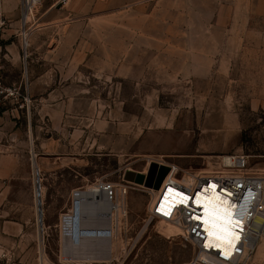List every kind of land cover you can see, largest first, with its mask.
I'll use <instances>...</instances> for the list:
<instances>
[{"label":"rangeland","instance_id":"1","mask_svg":"<svg viewBox=\"0 0 264 264\" xmlns=\"http://www.w3.org/2000/svg\"><path fill=\"white\" fill-rule=\"evenodd\" d=\"M0 17L23 63L4 84L18 94L0 106L20 214L29 194L35 214L36 167L44 191L43 222L36 207L30 225L32 264L102 260L64 259L61 222L74 191L100 182L128 186L127 243L119 234L114 259L189 260L190 247L162 235L159 221L138 239L152 188L125 174H147L152 163L179 177L213 172L222 156L245 154L264 175V0H41L27 20L22 0H0Z\"/></svg>","mask_w":264,"mask_h":264},{"label":"built area","instance_id":"2","mask_svg":"<svg viewBox=\"0 0 264 264\" xmlns=\"http://www.w3.org/2000/svg\"><path fill=\"white\" fill-rule=\"evenodd\" d=\"M40 1L34 0L30 13ZM72 1L57 0V4L66 7ZM27 2V0H22V15ZM5 24L0 17V106L8 96L18 94L17 89L7 88L2 79V40ZM24 45L26 69L27 44ZM219 168L220 170L213 172H192L179 177L177 169L172 167L171 173L175 172L172 178L175 180L166 181L168 177L165 178V182H162L164 187L167 186L165 192H161L154 204L149 206L148 220L142 231L154 221H167L182 229L183 234L178 236L192 250V256L187 262L169 264H264V261H257L255 258L258 245L264 237V175L258 174L252 168L250 156L245 154L222 156ZM187 175L193 180V186L185 182ZM212 185H216V191L225 195L230 201L229 207L234 210L231 216L233 221L242 222L240 227L234 229L238 233L237 238L222 247L207 241L201 217L202 210L196 205V197H194L199 192L211 188ZM92 187L97 190L91 195L92 200H90L93 203V211L89 217L91 229L88 233L92 234V237L89 235V238L84 239L90 240L91 251L95 254L110 251L109 255L102 258L98 264H123L113 258L111 247L119 234L125 239L127 237L128 186L118 187L114 183L100 182ZM170 188L175 189L178 198L171 202L166 201V193ZM81 192L83 191H74L72 207L74 203H77ZM141 236L140 232L138 239ZM121 250L126 249L121 248Z\"/></svg>","mask_w":264,"mask_h":264},{"label":"bare ground","instance_id":"3","mask_svg":"<svg viewBox=\"0 0 264 264\" xmlns=\"http://www.w3.org/2000/svg\"><path fill=\"white\" fill-rule=\"evenodd\" d=\"M28 2L25 5L23 10V19L27 20L29 18L31 6L34 3V0H27ZM163 165V164H161ZM177 169V168H176ZM175 172L168 173L165 177L168 180L173 179V174ZM206 173V172H201ZM170 175V176H169ZM170 177V178H169ZM164 178V180H165ZM163 180V181H164ZM165 182V181H164ZM185 182L193 186V180L186 176ZM162 185L160 189L156 190L152 188V199L150 201L149 206L151 207L156 198L158 199L161 192H165L167 186ZM90 189V190H89ZM151 190V189H150ZM97 191L96 188L90 187L87 190L81 192L79 194V198L77 203H74V206L71 209V212L67 215L64 214L61 216L62 222V255L63 258L69 259L70 261L76 260H94V259H102L109 255L110 251H103L100 253H93L91 251V242L90 240H85L84 238H89L88 236L92 234L88 233L89 229H91V223L89 222V217L93 211V203L90 202L91 195ZM41 192V191H40ZM175 189L170 188L169 192L166 193V201L174 200L176 197ZM225 196V195H224ZM223 194L216 191V185H212L211 188L205 189L198 194L194 195L196 197L195 203L200 206L202 210V221L203 226L206 231L207 241H210L212 244L219 245L220 247L228 245L229 242L233 239L237 238V234L234 229L235 227H240L242 222L238 221L235 223L231 216L234 214V210L231 209L230 201L227 197H224ZM42 206H40L41 209ZM42 211L39 213L40 221L42 222ZM84 217V218H82ZM83 219V220H81ZM160 229L159 232L172 238L176 235L183 234V231L178 226L169 223L164 220H160ZM146 228V227H145ZM145 230L141 231L143 234ZM123 243H127V239L123 238ZM116 242V241H115ZM114 245L111 247L112 253L117 249ZM264 247V237L261 239V242L258 245L256 255H262L260 251ZM125 249V248H124ZM85 254H87L85 256ZM191 258V257H190ZM189 258V259H190ZM188 261V260H187ZM185 261V262H187ZM184 263V262H182Z\"/></svg>","mask_w":264,"mask_h":264},{"label":"crops","instance_id":"4","mask_svg":"<svg viewBox=\"0 0 264 264\" xmlns=\"http://www.w3.org/2000/svg\"><path fill=\"white\" fill-rule=\"evenodd\" d=\"M6 36H9V34ZM4 38L2 40L1 62L3 65L2 79L5 84V79L20 77L19 75L23 73V63L18 42L7 41L8 39ZM24 71H26L25 66ZM4 147L6 146L0 145V264H32L33 248L31 240L33 231L30 225L34 221L36 207L38 212L42 210L40 206L43 203L42 196L44 192L39 183V169L36 167V182L34 185L36 203L33 201L35 214L31 195L29 194L27 195L29 200L25 201L23 205L24 208H30V210L24 211L22 216L20 209H18L21 203L19 201L20 197L17 195L19 190L17 185L12 183L16 173V157L6 151ZM46 191L47 189L45 193Z\"/></svg>","mask_w":264,"mask_h":264},{"label":"water","instance_id":"5","mask_svg":"<svg viewBox=\"0 0 264 264\" xmlns=\"http://www.w3.org/2000/svg\"><path fill=\"white\" fill-rule=\"evenodd\" d=\"M169 172L170 167L159 163H152L147 174L128 170L125 174V180L158 190Z\"/></svg>","mask_w":264,"mask_h":264}]
</instances>
